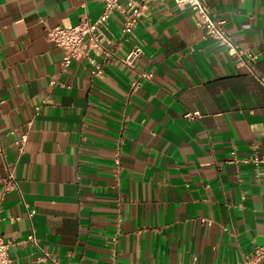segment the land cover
Here are the masks:
<instances>
[{
    "label": "crops",
    "instance_id": "0c3cea01",
    "mask_svg": "<svg viewBox=\"0 0 264 264\" xmlns=\"http://www.w3.org/2000/svg\"><path fill=\"white\" fill-rule=\"evenodd\" d=\"M206 1L264 80V0ZM103 10L0 0V236L15 264H54L32 232L59 264H242L264 243V177L244 161L264 154V86L173 0H150L130 38L115 12L114 55L64 68L48 30ZM135 45L136 71L122 62Z\"/></svg>",
    "mask_w": 264,
    "mask_h": 264
},
{
    "label": "built area",
    "instance_id": "2783aa9c",
    "mask_svg": "<svg viewBox=\"0 0 264 264\" xmlns=\"http://www.w3.org/2000/svg\"><path fill=\"white\" fill-rule=\"evenodd\" d=\"M104 5V10L96 22H91L88 16L81 18L80 22L69 26H55L47 32V39L60 47L64 51L62 65L68 68L73 62L82 58L89 57L94 54L98 57H111L114 55L112 36L108 27L109 20L115 12L122 15V33L130 38L134 34V30L142 18L144 11L147 8V3L150 0H126L122 3L121 0H101ZM180 8H188L193 12L195 24L203 29L205 37L214 40L218 45L225 48L230 56L235 58L238 64L248 66L251 73L264 86V80L255 74L252 63L257 62L258 55L254 54L249 48L242 47L234 38L232 33L226 27V21L215 17L212 9L206 0H173ZM144 53L140 45H135L129 50L122 62L132 70H138L140 59ZM102 73V68L98 64L92 71V75L98 76ZM140 78L150 79L151 74L143 72L139 73ZM140 85V79L133 83V90ZM187 118H200L199 112H189L185 115ZM27 141V136L24 135L15 141L18 149L23 150V146ZM257 144L252 146V154L244 159L245 162L252 163L257 168V177H264V154H259ZM231 162H238V159L233 152L230 159ZM121 163L120 155L116 154V164ZM7 189L17 187V182L11 170H8L6 179ZM35 213L34 210L29 211L31 218ZM28 241L33 246L43 252L42 259L51 261L54 264L59 262L46 250H43L38 238L32 232L28 236ZM15 242L5 240L0 236V264H15L11 256V248ZM242 264H264V243L256 245L250 253L244 256Z\"/></svg>",
    "mask_w": 264,
    "mask_h": 264
}]
</instances>
